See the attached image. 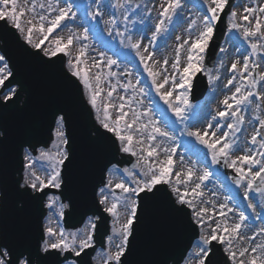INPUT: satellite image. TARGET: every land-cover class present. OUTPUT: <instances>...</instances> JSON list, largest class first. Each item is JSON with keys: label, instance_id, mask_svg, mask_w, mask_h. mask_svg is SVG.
<instances>
[{"label": "rangeland", "instance_id": "rangeland-1", "mask_svg": "<svg viewBox=\"0 0 264 264\" xmlns=\"http://www.w3.org/2000/svg\"><path fill=\"white\" fill-rule=\"evenodd\" d=\"M227 1L0 0V20L30 48L66 57L98 125L137 161L134 170L111 168L98 193L111 232L93 264L118 263L138 193L160 183L201 228L183 264H203L210 239L223 245L232 264H264V0H236L217 64L207 70L206 49ZM200 72L209 89L192 103L191 86ZM9 75L0 54V89ZM14 93L5 91L2 100ZM54 135L49 150L39 149L36 157L25 153L24 185L34 191L61 183L67 156L61 119ZM221 157L239 175L238 183L218 172ZM261 174L262 188L252 190ZM46 206L43 251L78 254L93 244L97 218L66 231L60 199L50 196Z\"/></svg>", "mask_w": 264, "mask_h": 264}, {"label": "water", "instance_id": "water-1", "mask_svg": "<svg viewBox=\"0 0 264 264\" xmlns=\"http://www.w3.org/2000/svg\"><path fill=\"white\" fill-rule=\"evenodd\" d=\"M233 4L234 0H230L208 50L206 66L209 68L217 58ZM2 31L8 40L3 41L0 50L13 72L6 88L17 85L19 89L7 103L0 101V133L3 134L0 137V254L2 247L8 250V264H19L25 257L29 264H63L70 259L78 264H92L91 257L99 247L105 248L109 235L110 219L97 201L98 189L105 186L106 172L111 166L133 168L135 159L122 153L116 138L96 124L81 85L64 67V57L48 60L31 51L4 21L0 22ZM205 83V78L197 77L194 100L204 96ZM199 88L203 90L201 93ZM60 115L65 122L68 151L61 189L32 194L29 188H20L24 182V149L36 155L38 148H49ZM219 166L225 169L223 159ZM225 172L236 178L231 170ZM261 179L255 188H260ZM49 194H57L63 204H69L64 217L67 229L77 230L89 216L99 217L94 247L78 257L70 252L64 257L56 251L41 254L43 220L47 214L44 202ZM198 235L190 211L175 204L165 185L158 186L152 193L140 195L137 221L122 264H181ZM211 245L206 264H230L220 246Z\"/></svg>", "mask_w": 264, "mask_h": 264}, {"label": "bare ground", "instance_id": "bare-ground-1", "mask_svg": "<svg viewBox=\"0 0 264 264\" xmlns=\"http://www.w3.org/2000/svg\"><path fill=\"white\" fill-rule=\"evenodd\" d=\"M155 25H156V26H155ZM154 26H155V27H154ZM154 26H153V28H156V27L158 26L157 23H155ZM153 28H152V29H153ZM151 33H152V31H151ZM173 40H174V38H173ZM173 40H172V41H173ZM174 42H176V40H174V41L171 43V46L174 44ZM171 46H170V47H171ZM170 47H169V48H170ZM169 48H168V49H169ZM168 49L166 50L167 57H168V55H169V51H168ZM169 50H170V49H169ZM162 58H164V56H163ZM158 66L160 67L159 63H158ZM158 73H159V72H158ZM259 247H260L261 249H263V251H264V241H262V243H261V245H260Z\"/></svg>", "mask_w": 264, "mask_h": 264}]
</instances>
